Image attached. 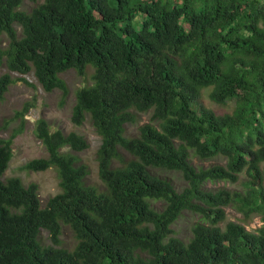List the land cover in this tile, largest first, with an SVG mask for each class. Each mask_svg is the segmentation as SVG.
Returning a JSON list of instances; mask_svg holds the SVG:
<instances>
[{"label": "trees", "instance_id": "1", "mask_svg": "<svg viewBox=\"0 0 264 264\" xmlns=\"http://www.w3.org/2000/svg\"><path fill=\"white\" fill-rule=\"evenodd\" d=\"M0 64V100L10 85L35 86L12 71H33L46 92L66 96L60 74L92 67L71 120L88 115L102 138V184H91L77 154L89 140L36 121L48 156L22 168L56 167L61 187L43 204L37 182L3 178L37 96L15 114L21 125L0 138V264H264V224L249 230L226 212L264 221V0H0ZM209 89L233 111L202 105ZM142 113L148 122L129 135ZM192 155L222 161L196 167ZM162 171L181 172L185 185ZM216 181L234 187H207ZM185 212L193 222L183 237ZM65 226L73 246L62 245Z\"/></svg>", "mask_w": 264, "mask_h": 264}, {"label": "rangeland", "instance_id": "2", "mask_svg": "<svg viewBox=\"0 0 264 264\" xmlns=\"http://www.w3.org/2000/svg\"><path fill=\"white\" fill-rule=\"evenodd\" d=\"M19 29V27L17 26ZM6 70L3 64H0V74ZM92 70H88V74L84 77L80 76L75 70H69L62 74V77L67 81L69 86V95L65 102L62 103L63 93L61 90H55L53 93L43 92L41 89H34L27 85L26 83H17L10 87L9 93L6 94V99L0 102V137H8L14 128L18 127L21 120L14 118L17 110H21L24 103L27 100H32L33 97L37 96V106L31 109L29 112V117L25 120V127L21 134L17 136L13 144L14 155L11 160L10 166L6 171L3 178L10 176H19L25 182L29 184L30 182H37L39 185V194L42 199L43 204H45L48 198L61 189L60 179L58 175V170L50 168L45 171H27L22 168L26 162L33 158L46 156L48 154L45 146L37 138L35 134L36 121L45 117L50 125L51 129L55 130L61 128L66 132L75 130L89 140L90 147L83 151L78 152L82 162L86 163L90 167V175L88 181L92 184H101V180L98 174V159L97 150L101 145V137L96 132L94 126L92 125L90 118L82 126H76L71 120V113L73 103L75 101L74 92L79 86L83 84H90ZM33 79V77H30ZM200 103L206 107L214 109L218 114H223L226 112H232L235 103L234 101H229L226 104H218L211 101L209 98V90H205L200 99ZM149 119V114H139L138 121L129 124L128 130L131 134L137 131V127ZM193 163L210 165L214 161H200L197 158H193ZM164 176L172 179L174 184L178 187L185 184L182 175L179 172L166 171L162 172ZM234 187V184L229 182H220L218 184H208V186H223ZM161 202H157V207L161 206ZM227 220H240L243 215L229 206L226 208ZM243 221V220H241ZM193 220L187 218L186 215L182 216L178 221L176 228L179 229V235H191V224ZM244 222V221H243ZM247 227L250 229H255L261 225L259 217H254L245 222ZM185 236V237H186ZM43 241L46 244H50L51 240L49 233L43 231L42 233ZM62 242L64 246H73L76 243V238L71 228L65 226L63 228Z\"/></svg>", "mask_w": 264, "mask_h": 264}, {"label": "clouds", "instance_id": "3", "mask_svg": "<svg viewBox=\"0 0 264 264\" xmlns=\"http://www.w3.org/2000/svg\"><path fill=\"white\" fill-rule=\"evenodd\" d=\"M19 30V29H18ZM7 41V40H6ZM5 44L7 43V42H4ZM5 66V68L7 69V66L6 65H4ZM89 69H91L92 70V72H93V68L92 67H88L87 68V70H86V74L85 75H87L88 74V70ZM69 70H75V69H69ZM69 70H67V71H69ZM6 71V70H5ZM4 71V72H5ZM67 71H65V72H67ZM76 71V70H75ZM65 72H63V73H65ZM77 72V71H76ZM92 72H91V75H90V79H91V83L90 84H92L93 83V79H92ZM12 73H13V75L15 76V77H19V78H23V79H26L28 82H29V84H35V86H30V87H32V88H34V89H41L43 92H46L45 91V89L42 87V85L39 83V81H38V78H37V76L34 74V72L32 71V72H29V73H21V72H18V71H12ZM63 73H61L60 74V76L62 77V74ZM2 74V73H1ZM0 74V75H1ZM80 75V74H79ZM85 75H80V76H82V77H84ZM30 77H33V79H31ZM67 82V81H66ZM24 83V82H23ZM26 84H27V82H26ZM68 84V83H67ZM85 85H89V84H83L82 86H85ZM12 85H10V87H11ZM82 86H79L77 89H79L80 87H82ZM10 87H9V89H8V91L4 94V98L3 99H1L0 100V102H2V101H4L5 99H6V94L7 93H9V91H10ZM77 89H76V91H77ZM55 90H57V89H55ZM55 90H53L52 92H50V93H53ZM58 90H60V89H58ZM62 91V90H61ZM70 91V90H69ZM76 91L74 92V97H75V101H76ZM209 92H210V89H209ZM48 93V92H47ZM68 95H69V92H68V94L65 96V95H63V97H62V103H64L65 102V100H66V98L68 97ZM210 98V97H209ZM211 99V98H210ZM27 101H29V100H27ZM26 101V102H27ZM75 101H74V103H73V106H74V104H75ZM212 101V100H211ZM26 102L24 103V106H23V108L21 109V110H17L16 111V113L18 112V111H23L24 110V108H25V106H26ZM212 102H214V101H212ZM229 102V101H228ZM214 103H216V102H214ZM219 104V103H218ZM226 104V103H225ZM37 106V105H36ZM35 106V107H36ZM35 107H33V108H35ZM33 108H31V109H33ZM30 109V110H31ZM234 109V108H233ZM29 110V111H30ZM72 110H73V107H72ZM214 110V109H213ZM27 112L26 113V115H25V120H26V118H28L29 117V114H30V112ZM215 111V110H214ZM233 111V110H232ZM216 112V111H215ZM15 113V114H16ZM217 113V112H216ZM226 113H231V112H226ZM218 114V113H217ZM223 114H225V113H223ZM71 115H72V113H71ZM14 118H16V116L14 115ZM41 118H45V117H41ZM88 118H90L88 115H87V119ZM16 119H20L21 120V122H20V124H19V126L21 125V123H22V119L21 118H16ZM46 119V118H45ZM87 119H86V121H87ZM24 120V121H25ZM39 120V119H38ZM47 120V119H46ZM48 121V120H47ZM85 121V122H86ZM91 121V120H90ZM49 122V121H48ZM84 122V123H85ZM147 122H148V120H147ZM83 123V124H84ZM82 124V125H83ZM76 125V124H75ZM82 125H76V126H82ZM129 126V125H128ZM24 127H25V123H24ZM95 128V127H94ZM15 129V128H14ZM13 129V130H14ZM128 129V128H127ZM24 130V129H23ZM23 130H22V132H23ZM96 130V129H95ZM13 132V131H12ZM12 132L10 133V135L12 134ZM22 132H20V133H18V135L19 134H21ZM97 132V131H96ZM98 133V132H97ZM127 133L129 134V135H135L136 133H137V131H135V133L134 134H131V132L129 131V130H127ZM36 134V133H35ZM99 134V133H98ZM9 135V136H10ZM17 135V136H18ZM100 135V134H99ZM8 136V137H9ZM17 136H16V138H17ZM37 136V135H36ZM8 137H0V138H8ZM86 137V136H85ZM100 137H101V135H100ZM15 138V139H16ZM38 138V137H37ZM15 139H14V141H15ZM39 139V138H38ZM41 142H42V140L41 139H39ZM14 141H13V144H14ZM90 143V142H89ZM101 143H102V138H101ZM42 144H43V142H42ZM44 145V144H43ZM45 146V145H44ZM101 146V145H100ZM46 148V147H45ZM99 149V148H98ZM47 150V149H46ZM87 150V149H86ZM85 151V150H84ZM47 152H48V150H47ZM13 155H14V150H13ZM46 156H48V154L46 155ZM42 157H45V156H42ZM13 158V157H12ZM38 158V157H37ZM193 158H197V159H199L200 161H202V162H204V161H214V163H212V164H215V163H221V161L222 160H220V159H218V158H213V159H209V160H204V159H200L198 156H194V155H192V156H190V161H191V163L193 164V165H195L196 167H204V168H207V167H209L210 165H212V164H210V165H204V164H195V163H193ZM11 163V162H10ZM10 166V165H9ZM23 166V165H22ZM51 168H54V167H51ZM56 168V167H55ZM50 169V168H49ZM57 169V168H56ZM8 170V169H7ZM48 170V169H47ZM98 170H99V168H98ZM45 171V170H44ZM162 172H166V171H162ZM174 172H179V171H174ZM6 173V172H5ZM179 173H181V172H179ZM99 174V173H98ZM59 175V174H58ZM90 175V174H89ZM182 175V174H181ZM164 176V175H163ZM11 177V176H10ZM166 177V176H165ZM21 178V177H20ZM88 178H89V176H88ZM182 178H183V176H182ZM101 180V179H100ZM172 180V179H171ZM184 181V180H183ZM185 182V181H184ZM174 183V182H173ZM218 183H220V182H208L206 185H207V187H209V188H217V187H215V186H208V184H218ZM92 184V183H91ZM101 184H102V182H101ZM176 185V184H175ZM185 185V184H184ZM184 185H182V186H184ZM177 186V185H176ZM182 186H177L178 188H181ZM219 187V186H218ZM157 202H161L162 204H161V206L160 207H157L158 209H161V208H163V204H164V202L163 201H161V200H159V201H155V203L157 204ZM157 206V205H156ZM229 207V206H228ZM234 209V208H233ZM227 212V211H226ZM241 213V212H240ZM242 215H243V213H241ZM184 215H186L187 216V213L185 212L184 213ZM183 215V216H184ZM254 217H259L260 218V221H261V225L260 226H262L263 224H264V221L261 219V216H259V215H252L251 216V218H249V219H252V218H254ZM243 218V217H242ZM249 219H247V220H249ZM240 220H243V219H241L240 218ZM239 220V221H240ZM246 220V221H247ZM236 221H238V220H236ZM244 221V220H243ZM242 221V223H244L246 226H247V224L245 223L246 221H244L243 222ZM260 226H258L257 228H259ZM248 228V227H247ZM257 228H255V229H250V228H248L249 230H256ZM43 231H47L46 229H44ZM43 231H42V233H43ZM48 232V231H47ZM49 233V232H48ZM74 233V232H73ZM63 234V233H62ZM75 237V236H74ZM61 239H62V235H61ZM63 245V244H62ZM64 246V245H63Z\"/></svg>", "mask_w": 264, "mask_h": 264}]
</instances>
